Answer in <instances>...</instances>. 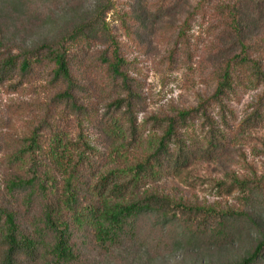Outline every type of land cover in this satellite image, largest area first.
<instances>
[{"label":"trees","instance_id":"trees-1","mask_svg":"<svg viewBox=\"0 0 264 264\" xmlns=\"http://www.w3.org/2000/svg\"><path fill=\"white\" fill-rule=\"evenodd\" d=\"M35 1L42 5L39 16L43 20L55 15L51 10L61 3ZM81 4L82 0H76L67 6L78 13ZM185 4L188 12L182 24L188 29L203 7L217 9L231 19L230 24L225 22L228 27L224 32L233 38L234 50L212 64L208 78L211 76L215 83L214 92L197 107L153 118L154 129L161 132L155 149L146 157L104 173H99L88 140L87 119L102 104L111 113L102 125L108 123L110 129L120 130L126 127V145L134 149L140 125L137 109L143 102L139 86L128 75L117 35L107 21L114 2L95 0L89 10L56 35H46L30 44L20 43L14 36L9 38L8 30H0V85L17 92L41 82L38 89L48 99L37 129L19 138L11 154L7 151L0 159V264H83L88 261L86 253L94 247L105 248L109 257L116 255L117 261L126 257L118 252L123 244L140 245L138 252L142 253L152 244L168 248L234 241L239 229L233 223L238 221L253 230L255 247L237 264H264L263 208L253 209L241 220L236 212L225 216L186 206L152 189L153 182L162 179L167 164L177 169L198 157V150L183 140L197 115L205 117L202 128L209 142L202 155L213 156L219 151L220 142L229 133L226 129L231 128L224 112L219 117L216 113L212 116V112L209 115L208 110L214 105L225 108L223 100L243 86L246 90L261 86L262 93L239 127L264 123V0H159V17L163 9L185 10ZM31 5L32 0H0V14H15L17 8ZM180 37L176 36L175 44ZM94 46L99 47V70L110 74L111 79H90L79 71ZM44 131L50 132L51 146L43 143ZM227 188L247 191L264 188V184L260 180H241ZM249 202L246 197L243 203ZM150 216L154 217L152 230L160 228L162 236L144 234L143 224ZM219 226L225 233L218 231Z\"/></svg>","mask_w":264,"mask_h":264},{"label":"rangeland","instance_id":"rangeland-1","mask_svg":"<svg viewBox=\"0 0 264 264\" xmlns=\"http://www.w3.org/2000/svg\"><path fill=\"white\" fill-rule=\"evenodd\" d=\"M59 1L61 3L51 10L55 15L44 20L39 16L42 5L35 0H32L30 8H17L15 14L1 13L0 30H8L9 38L14 36L20 43L30 44L46 35H56L64 25L89 10L95 0H82L79 6L81 12L78 13L68 7L70 1L76 0ZM112 1L114 8L107 21L117 35L116 43L127 61L128 75L139 86L143 102L137 109L140 125L134 149L126 145V127L120 130L117 127L110 129L108 123L102 125V120L107 121L111 116L102 104L91 112V117L87 119L90 121L87 135L99 173L122 168L135 159L148 156L161 136V132L153 127V118L170 116L182 108L197 107L199 101L211 96L215 88L211 76L208 78L212 64L229 57L234 50L233 38L224 32L231 19L217 9H200L197 21L188 29L182 24L188 12L186 4L185 10L174 7L163 9L159 17V0ZM191 2L194 3V0ZM179 34L182 37L175 44ZM98 51V46L92 48L86 64L79 71L90 79H111L110 74L99 70L101 59L96 57ZM191 54L192 58H189ZM40 86L41 82H35L11 92L0 85V159L7 151L11 154L17 140L37 129V121L44 117L48 99L47 94L38 89ZM243 87L223 100L225 108L214 105L208 110L212 116L224 112L231 128L226 129L229 133L220 142L219 151L213 156L202 155L209 142L202 128L205 117L197 115V119L189 123L183 140L198 150V157L187 160V164L191 162L188 166L185 163V167L177 169L167 164L162 179L153 182V191L186 206L224 215L236 212L239 216H235L241 220L248 212L252 214L253 209H264V188H248L247 191L245 188H227L241 180H260L264 184V123H259L258 127L243 124L239 127L245 114L259 99L262 87L253 85L248 90ZM56 126L61 127V124ZM64 126L67 127V124L64 123ZM49 133L44 131L41 136L43 143L51 146ZM243 196L250 200L247 205L243 203ZM153 221L154 217L150 216L144 222V234L162 236L160 228L152 230ZM233 224L239 229L234 241L223 239L168 248L152 244L142 253L138 252L140 245L129 247L123 244L118 252L126 256L124 261H114L116 255L109 257L105 248L94 247L86 253L88 261L83 264H118L116 262L119 261L122 264H237L255 247V235L248 224L242 221ZM222 227H217L218 231Z\"/></svg>","mask_w":264,"mask_h":264}]
</instances>
